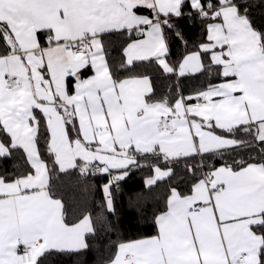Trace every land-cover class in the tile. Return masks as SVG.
<instances>
[{"label": "snow or ice", "instance_id": "6c2138e0", "mask_svg": "<svg viewBox=\"0 0 264 264\" xmlns=\"http://www.w3.org/2000/svg\"><path fill=\"white\" fill-rule=\"evenodd\" d=\"M144 62L220 79L159 93ZM145 168L167 195L122 239L116 194ZM74 174L105 181L97 216L64 198ZM102 247L97 264H264V0H0V264Z\"/></svg>", "mask_w": 264, "mask_h": 264}, {"label": "trees", "instance_id": "16d2710c", "mask_svg": "<svg viewBox=\"0 0 264 264\" xmlns=\"http://www.w3.org/2000/svg\"><path fill=\"white\" fill-rule=\"evenodd\" d=\"M258 22L260 18L258 17ZM199 28H193L188 35L190 46L193 41L199 40ZM114 39V47L118 48L120 39ZM184 54V46L179 43H173L170 59L175 62ZM207 63V60L205 61ZM139 74L149 75L159 93H170L175 95L177 88L185 95L193 94L197 89L207 87L210 83H218L219 76L216 70L211 72L205 71L203 74L195 76L182 77L179 80L176 76H168L163 74L154 63L144 62L137 68ZM148 169L135 170L129 179L121 183V189L116 194L115 216L109 218L114 222L120 220V236L122 239H135L139 235L150 234L151 229L147 227V222L139 221L138 227H133L137 224V213L135 207L147 208L153 210L156 205H162L168 191V183L158 182L151 189L145 187L144 181L149 175ZM63 175V174H61ZM105 181L98 178L90 179L87 183L77 182L74 174L70 180H65L62 183L64 198L71 206L76 215L91 213L93 217L100 214L102 193L99 190V185ZM138 197L140 198L138 200ZM147 198V199H144ZM150 215V212H149ZM117 238L116 234L112 235V239ZM109 252L106 248H101L99 252L93 251L87 257V264H97L104 257L108 256ZM54 264H72L67 258H56Z\"/></svg>", "mask_w": 264, "mask_h": 264}, {"label": "crops", "instance_id": "0c3cea01", "mask_svg": "<svg viewBox=\"0 0 264 264\" xmlns=\"http://www.w3.org/2000/svg\"><path fill=\"white\" fill-rule=\"evenodd\" d=\"M171 60V59H170ZM188 76H191V75H188ZM186 77V76H185ZM182 78V77H181ZM180 79V78H179Z\"/></svg>", "mask_w": 264, "mask_h": 264}]
</instances>
